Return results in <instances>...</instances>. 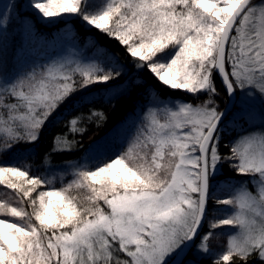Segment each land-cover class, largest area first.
<instances>
[{"label": "snow or ice", "instance_id": "1", "mask_svg": "<svg viewBox=\"0 0 264 264\" xmlns=\"http://www.w3.org/2000/svg\"><path fill=\"white\" fill-rule=\"evenodd\" d=\"M26 3L41 20L74 16L118 41L136 75L122 80L128 66L107 54L103 61H61L0 81V154L37 143L50 119L59 123L70 111L60 112L70 99V108H82L97 99L119 102L137 89L151 95L156 89L146 87L145 72L162 89L199 103L155 96L114 158L90 155L84 163L53 165L71 169L72 179L59 189L55 176L31 175L26 165L22 170L23 153L15 166H0V185L17 198V206L0 201V213L19 218H0V264H201L215 230L224 227L233 231L212 264H264V131L240 136L221 155L225 112L216 101L218 79L229 98L264 103V0ZM19 8L12 0L0 9V32L14 10L21 15ZM106 119L94 107L72 116L65 124L69 133L57 135L53 151L73 150L76 141L67 136L86 131L82 122ZM224 164L244 179L230 185L227 198L215 200L226 206L222 218L201 234Z\"/></svg>", "mask_w": 264, "mask_h": 264}, {"label": "trees", "instance_id": "2", "mask_svg": "<svg viewBox=\"0 0 264 264\" xmlns=\"http://www.w3.org/2000/svg\"><path fill=\"white\" fill-rule=\"evenodd\" d=\"M3 1L7 4L12 2V0ZM257 1L259 0H253L254 3ZM18 2L20 3L19 13L21 15L17 16L14 10V20L9 24L6 31L0 32V81H13L18 76L31 72L33 69L40 71L50 64L61 61L81 60L87 62L97 58L103 61L107 59V54H114L121 64L128 66L129 71L122 80H127L136 75L135 70L131 68V58L118 41L109 38L93 27L87 26L74 16H65L59 22L42 23L36 19L35 13L26 8L23 0H18ZM4 6H0V9H3ZM26 18L31 19V27L23 26V21ZM68 26L71 29V33L66 37L64 33L68 29ZM143 76L146 81V87L152 86L156 89L151 95L143 89H137L132 93L131 97H126L119 102H105L103 99H97L92 105H84L82 108H70L72 104V100L70 99L61 107L60 112H64L65 109H70V111L59 123L50 119L41 131L40 139L37 143L33 145L21 144L11 153L3 152L0 154V166H15L17 155L23 153V157L19 161L22 170L23 166L26 165L31 169V175L55 176L54 187L59 189L67 185L72 179L70 174L71 169L52 167L53 165H60L64 162H72L78 159L83 163L80 158L87 151V147L100 137H106L105 135L111 133L119 123L127 122L129 127L136 124L130 132V134L135 135L137 129L141 126L143 110L151 105L152 99L155 96L163 95L199 103V100H194L193 96L186 95L179 90L162 89L161 85L147 72ZM217 87L220 95L216 97V101L219 108L223 110L228 103V97L218 79ZM94 94L99 95V93ZM235 97L237 98V96ZM75 98L73 97V99ZM204 98L201 97L200 99ZM114 103L115 107H113ZM89 107L102 110L107 119L82 122L79 127L86 129V131L82 134L77 132L75 135L69 134L67 136L69 140L76 141L75 148L63 153L54 152L53 148L56 146L55 138L57 135L69 133V129L65 127L67 121L77 113L83 112L86 114ZM234 108L235 104L224 118L223 123ZM256 118L255 124H258V128H261V125L264 126L262 124L264 118L257 116ZM246 119H248L249 123H254L251 116H242L235 120V124ZM234 126L229 131L221 129V155L229 154V148L224 147V145H230L238 134L237 127ZM123 149L124 147L119 149L115 146L106 156L113 158L115 154H119ZM45 154H49L50 163H45ZM229 178H232L231 185L241 184L244 179L236 177L228 164H224L217 173L218 183L221 180L224 181ZM218 183L213 187V195L208 203L207 218L204 220L201 234L208 229L210 218L217 213L218 205L214 203L215 200L217 198L224 199L229 196L227 192L218 190ZM1 187L11 192L1 191L0 199L8 200L10 201V205L17 206L14 190L8 189L5 185H0L1 190ZM43 190H48V188H44ZM27 210L31 211L30 208ZM1 215L7 219H14L16 221L19 219L6 216L2 213ZM228 231V227L215 230L213 238L210 241L211 252L202 259L201 264H212L217 254H222L226 251Z\"/></svg>", "mask_w": 264, "mask_h": 264}, {"label": "rangeland", "instance_id": "3", "mask_svg": "<svg viewBox=\"0 0 264 264\" xmlns=\"http://www.w3.org/2000/svg\"><path fill=\"white\" fill-rule=\"evenodd\" d=\"M23 2L26 4V8L31 10L30 8H28L26 0H23ZM255 3L259 4L260 0L255 2ZM6 4L7 3L5 1L0 0V6H4ZM35 16H36V19L42 23H46V22L50 23L47 20H41L36 14H35ZM23 26L24 27H31L32 26L31 19L26 18L23 21ZM70 31H71V29L68 26V29L64 33V36L68 37L71 33ZM234 104H235L234 110L227 117V119L225 120L223 125H221V129L224 131L231 130V128L234 125H235L234 127H237L236 130H238L237 131L238 134H237V136H235L234 141L236 139H238L240 136L247 135V134H259L262 131H264L263 125H261V128H258V124H255V121L257 120L256 116L264 118V103H262L258 97L254 100H249L247 97L240 95V96H237ZM242 116H247V117L251 116V119L254 120V123L251 124V122L249 123L248 119H246V120H243L240 122H236V124H235V120L242 117ZM142 117H143V115H142ZM262 124H264V121L262 122ZM128 125L129 124L127 122L119 123L117 125V127H115L111 131V133L105 135L106 137H104V138L100 137L94 143L90 144L89 146H91V151H90L89 146H88L87 151L80 158L81 161L84 163L85 160H87V158L90 155H105L106 156L110 151H112L113 148H115V146H117L119 149H122V147H124L123 150H125L127 145H128V142L134 136V135L130 134V132L133 130V128L135 127L136 124H134L132 127H129ZM231 182H232V178H229V179L224 180V181L221 180L218 183V186H219L218 190H223V192H227L228 195H230L231 194V189H230ZM237 185H239V184H237ZM1 188H2V190L0 189V193H1V191L7 192V193L11 192L10 190H6V188H3V187H1ZM73 195H83V194L74 191ZM0 201H4V200L0 199ZM10 206H15V205H10ZM225 207L226 206H223V205L218 206L217 213L210 218L209 222L213 221L214 219L222 218L223 209ZM228 210L231 211V209H228ZM0 218L7 219L6 217H3L1 215V213H0ZM7 220H9L10 222H16V220H14V219H7ZM232 231L233 230H231L229 228L227 235L229 236ZM228 236H227V240H228ZM226 245H227V242H226ZM121 256L123 258V254H121ZM197 258L201 259L200 257H197Z\"/></svg>", "mask_w": 264, "mask_h": 264}, {"label": "water", "instance_id": "4", "mask_svg": "<svg viewBox=\"0 0 264 264\" xmlns=\"http://www.w3.org/2000/svg\"><path fill=\"white\" fill-rule=\"evenodd\" d=\"M228 97V96H227ZM235 99H236V97L234 96V97H231V98H229L228 97V103H227V105H226V107L223 109L224 110V112H225V117L228 115V113L231 111V109H232V107H233V105H234V103H235ZM224 117V118H225ZM203 224H204V222H203ZM203 227V226H202ZM202 229V228H201ZM201 231V230H200Z\"/></svg>", "mask_w": 264, "mask_h": 264}]
</instances>
